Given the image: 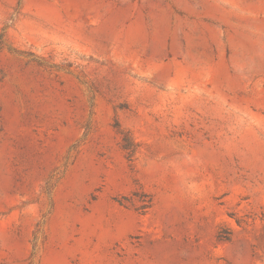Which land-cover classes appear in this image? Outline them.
<instances>
[{
	"label": "rangeland",
	"instance_id": "obj_1",
	"mask_svg": "<svg viewBox=\"0 0 264 264\" xmlns=\"http://www.w3.org/2000/svg\"><path fill=\"white\" fill-rule=\"evenodd\" d=\"M0 264H264V0H0Z\"/></svg>",
	"mask_w": 264,
	"mask_h": 264
},
{
	"label": "trees",
	"instance_id": "obj_2",
	"mask_svg": "<svg viewBox=\"0 0 264 264\" xmlns=\"http://www.w3.org/2000/svg\"><path fill=\"white\" fill-rule=\"evenodd\" d=\"M125 145L122 147L123 150H126L128 152V158H130L132 156L133 150L131 149V147H129V140L127 138L123 139Z\"/></svg>",
	"mask_w": 264,
	"mask_h": 264
}]
</instances>
